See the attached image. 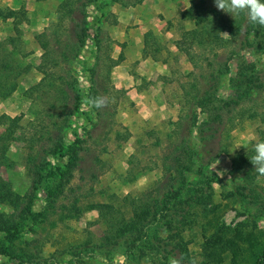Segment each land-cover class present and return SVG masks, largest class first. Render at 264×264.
Wrapping results in <instances>:
<instances>
[{"label":"rangeland","instance_id":"obj_1","mask_svg":"<svg viewBox=\"0 0 264 264\" xmlns=\"http://www.w3.org/2000/svg\"><path fill=\"white\" fill-rule=\"evenodd\" d=\"M61 1L0 0V9L26 13L27 21L19 24L18 32L11 19L0 18V44L14 37L19 63L30 67L19 79L17 91L10 97L0 98V115H22V124L30 119L31 102L25 91L41 79L35 66L39 63L42 51L35 37L55 22L56 10ZM189 9L195 14L200 12L206 18L214 10L230 22L235 20V15L218 10L215 0H96L87 7L89 38L78 60L71 65L82 103L78 117L74 118L70 128L64 129L65 141L70 143L75 136H83V126L88 127L93 118L84 100L89 87L87 69L95 61V36L103 42L98 54L97 72L99 82L107 89L110 100L112 117L109 131L103 141L99 140L98 147H89L80 153L79 171H74L73 180L56 202L53 200L51 204V197L47 195L50 187L48 180L40 185L30 208L27 227L32 229L28 231L24 228L21 236L14 240L16 248L22 247L25 240L35 238V246L42 250L45 257L55 253L59 257L60 252H65L71 246L88 242L89 239L95 243L103 236L105 224L101 213L92 209L93 206L111 204L129 216L128 206L121 207L123 199L139 197L162 181L164 158L179 139L190 132L191 142L199 144L196 129L189 130L187 123L189 92L200 88L199 73L208 75L209 67L201 59V68H194L175 45L183 33L194 28L193 20L186 17ZM64 26L69 27L68 22ZM97 28L100 29L99 33ZM220 37L229 39L227 33H220ZM224 42L215 45L219 59L234 46V43L224 45ZM261 50L241 51L229 62L228 73L217 80L219 96H232V88L237 87V77L241 75H238L239 71L253 64L257 68H264V53ZM65 65L63 62L60 64L67 68ZM231 78L235 80L234 86ZM249 97L241 99L242 107L238 105L237 113L233 119H227L220 136L208 144V152H201L205 157L203 166L187 175V183L191 184L187 190L199 187L201 181L209 183L212 190L210 200L218 208L216 214L219 224L236 228L246 236L245 248L255 240L264 246V219H254L260 214L259 208L255 206L264 204V193L256 188L260 198L254 201V197L251 199V194L247 192L242 203L233 200L229 194L233 186L241 182L236 168L242 163L243 154L252 151L254 143L264 141V91ZM43 99L38 101V107H43L40 102H56L51 96H43ZM202 120L204 114L199 113L198 122ZM2 130L0 128V133ZM118 133L128 134L127 139H117ZM6 155L8 166L0 169V176L10 183L16 195L22 196L31 190L32 185V177L26 168V150L21 142L13 141L9 143ZM207 160L210 161L205 164ZM60 161L65 163L64 158H59L53 161L51 168L62 166ZM261 184L264 188L263 178ZM71 204L77 205V213L72 209L63 211L62 206L71 208ZM260 210L264 215V208ZM0 211L10 212V208L0 205ZM158 235L165 236L160 232ZM187 238L191 240L189 251L198 260L200 245L205 239L197 230L189 232L188 236L184 235V239ZM0 246L9 247V241L2 232ZM128 250L124 243L109 255L97 252L89 260L94 264H171L172 261L154 252L140 259L132 257V253L123 254ZM0 264L12 262L0 256Z\"/></svg>","mask_w":264,"mask_h":264},{"label":"trees","instance_id":"obj_2","mask_svg":"<svg viewBox=\"0 0 264 264\" xmlns=\"http://www.w3.org/2000/svg\"><path fill=\"white\" fill-rule=\"evenodd\" d=\"M95 2L96 0L61 1L56 10L55 22L35 37L42 51L39 63L35 66L41 79L25 91L31 102L30 119L22 124V115H0V128H3L0 133V169L8 166L6 153L9 143L18 141L26 150V168L32 177L31 190L18 196L12 191L10 183L0 176V205L10 208V212L0 211V232L9 241V247L0 246V256L7 257L12 264H94L89 260L94 254L98 252L109 255L125 243L129 250L123 254L132 253V257L139 259L154 252L168 260L177 259V264H263L264 246L261 243L255 240L245 248L246 236L236 228L219 224L216 214L218 208L211 203L212 190L207 181H201L199 187L187 190L191 185L187 183V175L203 166L205 157L201 152H208V144L220 136L227 119H233L238 105H243L241 99H250L249 96L264 91V68H257L253 64L250 68L239 71L241 78L237 77L238 84L232 88V96L222 98L218 95L217 80L228 73L229 62L234 57L241 51L249 52L256 48L262 49L264 53V27L249 23L243 13L235 15L234 22H230L223 14H216L214 10L212 13L215 15L211 14L209 18L201 16L200 12L193 13L192 9L187 10L186 17L193 20L194 28L183 33L175 44L176 49L186 56L194 68H201V59L209 67L208 75L199 73L200 88L189 92L187 123L189 130L196 129L199 144L191 142L192 133L189 130L185 137L179 139L164 158L162 181H158L155 187L139 197L123 199L121 207L128 206L129 216L111 204L93 206L92 209L101 213L105 224L103 236L95 243L89 239L88 242L60 252L59 257L55 256L56 253L45 257L42 250L35 246V238L25 240L22 247L16 248L14 240L21 236L24 228L28 231L32 229L27 227L30 208L40 185L48 180L50 187L47 195L51 197V204L53 200L56 202L73 180L74 171L82 158L80 153L89 147H98L109 131L112 117L110 104L99 110L89 106L93 118L88 127L83 126V136H75L72 142L66 143L64 135V129L70 128L74 118L80 114V89L72 74L74 71L71 65L78 60L85 41L89 38L87 7ZM0 18L11 19L17 32L19 24L27 21L26 13L21 10L0 9ZM66 22L69 27L64 26ZM99 30L97 28V33ZM220 33H227L229 39L220 37ZM15 40L14 37H9L0 44V98H7L15 93L19 79L30 69L19 63ZM219 42H224V45L234 43L222 59L215 52ZM93 46L95 61L87 69V97H108L107 89L98 79V54L103 48V42L98 36L94 37ZM62 62L67 68L60 66ZM112 66L107 69L106 74ZM230 81L234 86L235 80L231 78ZM241 89L245 91L240 92ZM43 96H51L56 102H40L43 107H38V101ZM199 113L204 114L201 122H198ZM127 135L118 133L116 138L122 137L125 140ZM253 155V150L244 153L242 163L235 170L241 177V182L233 186L229 194L240 203L247 192L251 194V199L254 197V201H257L260 193L256 192V188L264 193V188L260 186L263 185L261 179L264 176H259L250 162ZM59 158H64L65 163L60 161L62 166L51 168L53 161ZM255 207L259 208L260 214L254 216V219H264L263 211L260 210L264 208V204ZM62 208L63 211L69 212L72 209L74 213L78 212L76 204H71V208ZM194 230L199 231L205 239L200 245L198 260L189 251L191 240L184 239V235L188 236ZM158 232L165 236L158 235Z\"/></svg>","mask_w":264,"mask_h":264},{"label":"clouds","instance_id":"obj_3","mask_svg":"<svg viewBox=\"0 0 264 264\" xmlns=\"http://www.w3.org/2000/svg\"><path fill=\"white\" fill-rule=\"evenodd\" d=\"M218 10L233 15L245 14L251 24L264 27V0H215ZM84 103L94 109L106 107L110 100L105 96L86 97ZM254 155L250 162L259 176H264V141H258L252 145ZM171 264H177L173 259Z\"/></svg>","mask_w":264,"mask_h":264},{"label":"crops","instance_id":"obj_4","mask_svg":"<svg viewBox=\"0 0 264 264\" xmlns=\"http://www.w3.org/2000/svg\"><path fill=\"white\" fill-rule=\"evenodd\" d=\"M147 60V59H146ZM151 62H153V61H151Z\"/></svg>","mask_w":264,"mask_h":264}]
</instances>
